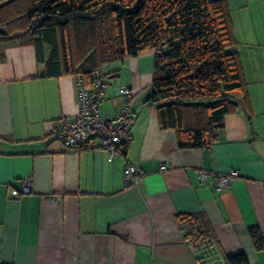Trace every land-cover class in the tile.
I'll use <instances>...</instances> for the list:
<instances>
[{"label":"crops","instance_id":"crops-1","mask_svg":"<svg viewBox=\"0 0 264 264\" xmlns=\"http://www.w3.org/2000/svg\"><path fill=\"white\" fill-rule=\"evenodd\" d=\"M226 1L250 106L225 117L209 148H180L176 132L161 128L149 102L156 49L102 64V117L118 116L123 86L134 92L126 154L110 160L100 148L46 143L52 122L79 112L76 75H47L49 43L0 40V264H199L181 215L195 216L225 257L264 264L251 236H264V0ZM127 162L143 171L128 187ZM233 169V186L217 192L215 175ZM200 170L212 173L208 184ZM28 177L32 190L16 196Z\"/></svg>","mask_w":264,"mask_h":264},{"label":"trees","instance_id":"trees-1","mask_svg":"<svg viewBox=\"0 0 264 264\" xmlns=\"http://www.w3.org/2000/svg\"><path fill=\"white\" fill-rule=\"evenodd\" d=\"M110 25L113 34L106 43L80 48L88 42L82 33ZM0 40L49 43L47 75L83 74L89 86L104 62L156 49L149 102L161 128L176 132L180 148L211 147L225 117L250 106L226 0H0ZM178 219L187 235L210 236L195 216ZM251 236L257 249H264L260 230L252 228ZM226 260L248 263L245 254Z\"/></svg>","mask_w":264,"mask_h":264},{"label":"built area","instance_id":"built-area-1","mask_svg":"<svg viewBox=\"0 0 264 264\" xmlns=\"http://www.w3.org/2000/svg\"><path fill=\"white\" fill-rule=\"evenodd\" d=\"M76 79L80 97L79 112L70 118H62L59 124L52 122L45 132L46 143L58 140L72 149L100 148L108 153L110 160L126 154L132 141L131 132L134 124L131 104L134 97L133 90L123 86L121 94L125 97L126 103L120 107L117 117L105 118L101 115V105L105 101V92L109 87L108 74L101 68L95 69L90 86L86 84L83 74L76 75ZM169 168L168 163L161 164V170L166 171ZM142 175L143 171L138 164L127 162L124 173L125 186L136 185ZM239 175L240 172L235 169L228 173L216 174V191L221 192L231 188ZM211 176L212 173L207 170L199 171L202 184H208ZM32 188L33 178L28 177L24 179L23 191H16L14 194L20 197L22 193H29ZM186 241L194 249L199 264H228L212 237L198 238L187 235Z\"/></svg>","mask_w":264,"mask_h":264},{"label":"rangeland","instance_id":"rangeland-1","mask_svg":"<svg viewBox=\"0 0 264 264\" xmlns=\"http://www.w3.org/2000/svg\"><path fill=\"white\" fill-rule=\"evenodd\" d=\"M102 29H103V27H97L96 29L90 28V29H88V35H86V36H85V33H82L81 39L85 40V38H86V40H88V42L82 41L80 48H88L87 46H91L94 43H97L100 46L102 43H106L105 42L106 40L104 41V39H106L108 37L112 38L113 27L111 25L104 27L103 30ZM77 35L78 34L76 33V36ZM108 41H110V40H108ZM85 42H86V45H85Z\"/></svg>","mask_w":264,"mask_h":264}]
</instances>
